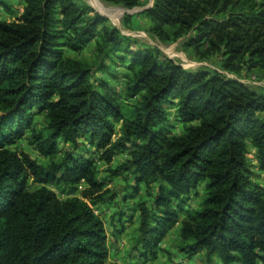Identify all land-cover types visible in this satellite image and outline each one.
Returning a JSON list of instances; mask_svg holds the SVG:
<instances>
[{
    "label": "trees",
    "instance_id": "1",
    "mask_svg": "<svg viewBox=\"0 0 264 264\" xmlns=\"http://www.w3.org/2000/svg\"><path fill=\"white\" fill-rule=\"evenodd\" d=\"M21 2L18 16L0 19V264H116L108 262L104 223L89 204L111 198V189L90 156H58L59 142L74 149L80 138L107 161L127 151L119 169L132 173L135 190L157 183L153 205L137 204L136 256L155 258L179 224L178 247L189 257L203 252L204 264H264V177L253 181L246 158L250 145L264 171V95L225 74L132 49L87 3ZM11 5L0 0L6 11ZM145 13L158 39L183 38L197 53L201 45L220 51L227 71L264 74V0H153ZM95 39L100 71L109 57L127 59L122 97L102 77L90 78L92 64L65 54ZM33 108L45 115L43 130L30 126ZM170 115L182 126L178 134ZM28 128L47 165L7 147ZM28 179L41 187L29 190ZM81 181L80 197L63 200L45 186ZM202 182L198 206L186 208Z\"/></svg>",
    "mask_w": 264,
    "mask_h": 264
},
{
    "label": "rangeland",
    "instance_id": "2",
    "mask_svg": "<svg viewBox=\"0 0 264 264\" xmlns=\"http://www.w3.org/2000/svg\"><path fill=\"white\" fill-rule=\"evenodd\" d=\"M84 2L90 5L96 12L102 13L108 19L109 26L118 28L121 34L125 35L132 49L148 48L156 50L161 56L168 57L180 64L182 67L190 70H206L217 72L235 78L246 87L264 95V74L258 69H246L242 67L239 71H227L223 68V56L220 51L205 52V46L198 47L197 51L191 46L186 45L183 38L177 40L162 41L155 37L150 31V19L145 11L152 6L153 0H140L139 5L133 8H126L118 4H110L104 0H97L98 7H95L89 0H78V3ZM23 3L21 0H12L11 10L6 11L0 7V19L12 20L22 12ZM133 13L124 12V10H134ZM119 12V13H118ZM119 16L117 20L112 16ZM128 15V17H126ZM96 39L91 41L83 50L73 52L65 50V54L76 59H81L93 65L90 78L102 77L108 84H111L115 90H118L122 97V88L124 87L123 73L125 72L126 60L109 57L105 60L106 69L100 71L95 62L98 61V54L95 50ZM200 52H204L199 55ZM121 54V53H119ZM115 56V55H112ZM134 101L129 100V103ZM30 126L37 130H43L46 127L47 120L43 112H37L36 108L31 111ZM170 123L174 126L173 133L178 134L182 130L180 123L174 120L170 115ZM30 130H25L24 135L16 139L7 147L11 150L24 152L31 159L41 165H47L50 158L39 154L35 145L30 142ZM70 143L59 142L61 156L65 151H74L75 154L83 153L90 156L95 161L98 170V176L106 180V187L111 189V198L105 202L90 206L94 212L102 219L107 234L108 262L116 264H204V253L199 252L189 257L179 250L180 230L179 224H176L164 236L159 244V250L155 258H141L132 251L131 246L134 237L137 235L139 223L137 204L145 202L147 206H152L157 192V183H152L151 187L140 184L135 190L136 182L132 173L128 170L119 169L120 165L127 159V151L123 150L110 158V161L101 159L93 151L84 138L77 140L76 148L72 149ZM249 170L252 172V179L257 184L263 183L264 171L259 168L255 157V150L248 146L246 154ZM117 169L116 174L113 171ZM29 190L41 187L42 184L28 179L26 182ZM45 186L56 193L60 200L69 197H80V190L85 186L83 181L75 187L65 185H54L47 183ZM204 189V183L199 184L196 193H191L187 201L186 208L194 209L198 206Z\"/></svg>",
    "mask_w": 264,
    "mask_h": 264
},
{
    "label": "bare ground",
    "instance_id": "3",
    "mask_svg": "<svg viewBox=\"0 0 264 264\" xmlns=\"http://www.w3.org/2000/svg\"><path fill=\"white\" fill-rule=\"evenodd\" d=\"M90 2H91V4H93L95 7H98L99 5H98V3H97V0H89ZM119 13V12H118ZM113 18L112 19H115V20H117L118 19V15H117V17L115 16H112Z\"/></svg>",
    "mask_w": 264,
    "mask_h": 264
},
{
    "label": "water",
    "instance_id": "4",
    "mask_svg": "<svg viewBox=\"0 0 264 264\" xmlns=\"http://www.w3.org/2000/svg\"><path fill=\"white\" fill-rule=\"evenodd\" d=\"M135 11H138L137 9H134V10H131V11H129V10H124V12H127V13H133V12H135ZM102 14V13H101ZM103 15V14H102Z\"/></svg>",
    "mask_w": 264,
    "mask_h": 264
}]
</instances>
